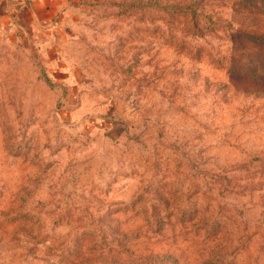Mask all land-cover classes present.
Returning <instances> with one entry per match:
<instances>
[{
  "label": "rangeland",
  "instance_id": "1",
  "mask_svg": "<svg viewBox=\"0 0 264 264\" xmlns=\"http://www.w3.org/2000/svg\"><path fill=\"white\" fill-rule=\"evenodd\" d=\"M20 2L0 264H264V0Z\"/></svg>",
  "mask_w": 264,
  "mask_h": 264
},
{
  "label": "crops",
  "instance_id": "2",
  "mask_svg": "<svg viewBox=\"0 0 264 264\" xmlns=\"http://www.w3.org/2000/svg\"><path fill=\"white\" fill-rule=\"evenodd\" d=\"M20 1H24V0H0V28H5V30H19V28H15L10 27V24H12V18H15L17 21L18 20H24V15H25V9H22V11L20 12V16L18 15V10L17 8H15V6L21 2ZM36 4V3H35ZM33 2H29V6L30 7V12L31 16H34V9L32 7V5H35ZM28 7V6H27ZM14 15V16H13ZM16 16V17H15ZM24 17V18H23Z\"/></svg>",
  "mask_w": 264,
  "mask_h": 264
},
{
  "label": "trees",
  "instance_id": "3",
  "mask_svg": "<svg viewBox=\"0 0 264 264\" xmlns=\"http://www.w3.org/2000/svg\"><path fill=\"white\" fill-rule=\"evenodd\" d=\"M131 236V235H130ZM128 234H123V238H120V241H118V244H119V249H118V253L121 255V254H125L127 251L130 250V247H125L126 243L129 241V237H130ZM124 237H126L127 239H124ZM136 238H139L137 236H135V238L133 239H136ZM132 240V239H131ZM125 241V242H124ZM132 252L129 254V255H137V256H141L143 255L144 253H140V252H137V251H134V250H131Z\"/></svg>",
  "mask_w": 264,
  "mask_h": 264
}]
</instances>
